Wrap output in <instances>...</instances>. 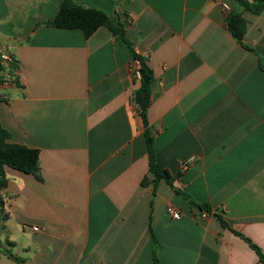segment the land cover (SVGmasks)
I'll list each match as a JSON object with an SVG mask.
<instances>
[{"label":"crops","instance_id":"crops-1","mask_svg":"<svg viewBox=\"0 0 264 264\" xmlns=\"http://www.w3.org/2000/svg\"><path fill=\"white\" fill-rule=\"evenodd\" d=\"M63 1L0 0V47L17 60L20 83L0 84V121L9 142L40 151L39 176L6 168L0 246L14 256L6 257L155 264L152 218L161 264H263L244 239L165 181L156 195L142 186L153 177L133 101L132 52L105 27L87 39L46 26ZM75 1L117 12L148 59L150 130L174 187L264 253V13H244L253 52L228 31L216 0ZM170 205L182 220L168 215Z\"/></svg>","mask_w":264,"mask_h":264},{"label":"trees","instance_id":"trees-1","mask_svg":"<svg viewBox=\"0 0 264 264\" xmlns=\"http://www.w3.org/2000/svg\"><path fill=\"white\" fill-rule=\"evenodd\" d=\"M235 1L237 2L236 7L226 14V26L228 31L240 45L250 51L256 52V50L250 48L244 43L248 26L244 13L250 12L254 15L263 14L264 0ZM46 26L63 30H81L87 39L91 38L100 28L105 27L114 35V37L120 38L127 44L132 52V67L135 66L136 70L141 75L140 80H137L134 77V71H132L134 83H139L138 88L134 92L133 101L138 105L139 114L144 123L149 156V173L153 177L150 178L149 176H146L141 182L142 186L149 187L152 185L154 194L156 195L159 183L161 181H165L174 189L177 195L185 198L191 204L196 205L208 215L216 217L220 221L223 228L231 230L235 235L244 239L250 247L256 251L260 262L264 264V253L259 246L254 244L249 238L233 230L222 216L212 212L209 205L198 204L188 194L175 188L172 183V175L170 171L162 168L158 163L156 158V145L151 134L148 120V112L152 105V85L154 82V73L148 64V59L140 55L135 50L133 43L127 37L126 25L122 17L117 12L108 14L96 8L86 7L77 3L75 0H64L56 17L52 21L46 22ZM11 58L12 62L8 68L4 67L0 62V84L4 83V74L8 73L13 78V83L20 85L17 73L19 71V65L17 60L12 55ZM9 140L10 134L2 127L0 121V222L4 213L2 192L8 186L6 168L10 167L26 174H33L36 176L40 175V151L26 146L13 144L9 142ZM150 231L152 233L153 260L155 264H161L158 256L161 246L153 232L152 218H150ZM6 255L11 258L14 257L10 252L6 253Z\"/></svg>","mask_w":264,"mask_h":264},{"label":"built area","instance_id":"built-area-1","mask_svg":"<svg viewBox=\"0 0 264 264\" xmlns=\"http://www.w3.org/2000/svg\"><path fill=\"white\" fill-rule=\"evenodd\" d=\"M220 6L222 7L223 11L225 14H227L228 12L231 11V8L229 7V5L225 2V0H216ZM0 62L1 64L8 68L10 63L12 62V58H11V55L6 52L3 48L0 47ZM134 71V77L137 79V80H140L141 78V75L140 73L135 69V70H132ZM18 73V72H17ZM4 85H10V84H13V78L11 77V75H9L8 73H5L4 74ZM136 106V109L138 110L139 112V107L137 104H135ZM193 161V158L182 163V169L183 170H187L188 167H189V164ZM167 213L168 215L173 219V220H176V221H180L182 220L183 218V214H182V211L178 208H176L175 206L173 205H170L168 206L167 208ZM203 217H208L209 215L207 213H204L202 215ZM40 229L35 227L34 228V231L38 232Z\"/></svg>","mask_w":264,"mask_h":264},{"label":"rangeland","instance_id":"rangeland-1","mask_svg":"<svg viewBox=\"0 0 264 264\" xmlns=\"http://www.w3.org/2000/svg\"><path fill=\"white\" fill-rule=\"evenodd\" d=\"M132 68H133V70L136 69L135 66H133ZM7 249L8 248L5 245H4V247L0 246V258H1L0 264H18L14 261H11L9 258L6 257V253L8 252V250H10V249H8V250ZM12 252L14 255H18V249L17 248H13ZM10 253H11V251H10Z\"/></svg>","mask_w":264,"mask_h":264}]
</instances>
